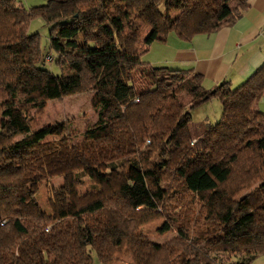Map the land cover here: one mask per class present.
I'll list each match as a JSON object with an SVG mask.
<instances>
[{
	"label": "trees",
	"instance_id": "16d2710c",
	"mask_svg": "<svg viewBox=\"0 0 264 264\" xmlns=\"http://www.w3.org/2000/svg\"><path fill=\"white\" fill-rule=\"evenodd\" d=\"M249 7L49 0L27 8L0 0V264H117L125 256L132 264H253L264 255V181L253 201L228 189L244 149L264 156V63L242 85L208 89L193 69L141 62L172 33L183 42L213 35ZM39 18L50 26L47 53L29 31ZM138 71L149 88L136 86ZM85 88L98 120L82 139L47 140L63 124L33 128L34 112ZM212 98L221 118L192 149L200 137L188 134L193 109ZM130 164L134 177L123 170ZM173 173L175 187L165 181ZM61 176L67 189L51 190V214L42 213L30 186ZM159 220L157 233L176 231L166 243L140 233Z\"/></svg>",
	"mask_w": 264,
	"mask_h": 264
},
{
	"label": "rangeland",
	"instance_id": "374dc122",
	"mask_svg": "<svg viewBox=\"0 0 264 264\" xmlns=\"http://www.w3.org/2000/svg\"><path fill=\"white\" fill-rule=\"evenodd\" d=\"M16 1H21L25 7L31 8L34 6L46 5L49 0ZM29 31L31 33H38L40 35L43 51L47 53L49 51L48 36L50 26L39 18L31 22ZM174 35L175 34L172 33L168 37V39L174 37ZM160 43H154L152 51H149L147 54L141 56V62L148 63L154 57H156L158 58V60H160L156 62L162 64L153 66L173 68L171 64L165 61L172 60L174 51L164 48L167 43ZM47 67H49L56 73L58 72L57 66L55 65L54 61H48ZM134 80H136V86L139 89L150 87L149 81L145 79L139 71L134 72ZM183 102L188 103L189 100L184 99ZM192 113L193 121L189 124L188 134L189 136L192 134L193 137L200 135V137L197 139H192L191 141H189L188 145L192 149H198V147H195V144L206 139L208 134V131H206L207 127L210 129V127L219 122L221 118V102L218 98H212L204 105L193 109ZM34 114L35 122L33 123V128L39 129L46 125L63 124V128L61 129L60 134L54 133L47 138V140L50 141L60 137H70L73 140L78 141L82 139L85 131L89 127L95 125L98 120L97 110L92 104V92L88 91L87 88L76 94L66 96L61 100L48 102L46 108L42 113L34 112ZM192 145H194V147ZM250 150V148L243 150L239 161L233 168L234 172L229 180L231 182L228 186L232 198H248L252 200L250 194H259L256 189L260 185L259 182L264 181V156L256 150ZM154 158L158 157L154 156L153 159ZM162 158L171 159L172 157L169 155ZM173 167L174 166H172V168ZM123 170L125 172H129L132 177L136 176L137 174L136 167L131 164L125 166ZM165 181H169L168 183L171 186L175 187L179 184L178 181L181 180L173 173L172 175H168V179ZM244 183L245 185L241 187V185ZM67 187L68 179L62 176L55 177L49 182H43L38 185L30 186L31 192L39 205V210L45 214H51V209L48 205V196L50 195L51 190H66ZM187 201H190V199H187ZM189 203L190 202H188V204ZM192 206L196 208L199 205L196 206V204H194ZM181 211L182 209H180L177 213ZM162 224V220L156 221L155 223H150L142 227L140 229V233L146 235L150 240L156 241L158 243H166L176 235V231H172L166 234L157 233V229H159ZM95 257L96 255H94V258ZM117 264H132V261L130 259V256H125L122 258V261Z\"/></svg>",
	"mask_w": 264,
	"mask_h": 264
},
{
	"label": "crops",
	"instance_id": "0c3cea01",
	"mask_svg": "<svg viewBox=\"0 0 264 264\" xmlns=\"http://www.w3.org/2000/svg\"><path fill=\"white\" fill-rule=\"evenodd\" d=\"M248 3L250 7L233 26L213 35H198L191 42H183L175 35L167 39L164 48L174 54L165 62L173 68L193 69L203 76V85L208 89L223 80L234 87L242 85L264 63V0ZM156 61L160 60L154 57L150 63L162 64ZM261 101L264 103V94ZM253 264H264V255Z\"/></svg>",
	"mask_w": 264,
	"mask_h": 264
}]
</instances>
